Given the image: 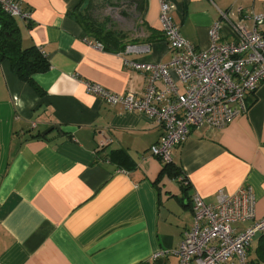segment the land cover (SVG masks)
Here are the masks:
<instances>
[{"label":"crops","instance_id":"0c3cea01","mask_svg":"<svg viewBox=\"0 0 264 264\" xmlns=\"http://www.w3.org/2000/svg\"><path fill=\"white\" fill-rule=\"evenodd\" d=\"M19 1L31 12L14 17L20 45L37 47L49 67L33 75L36 91L0 60V264H179L194 192L213 203L220 192L249 187L256 217L264 215V81L246 96L245 113L222 128H191L166 163L148 153L160 126L83 84L143 92L144 72L129 62L166 63L173 53L160 29V0L141 1V35L118 51L89 44L95 40L68 15L82 0ZM166 1L197 49L207 47L215 21L220 41L233 39L220 11L247 27L250 12H264V0ZM263 235L251 240L249 264H264L257 254ZM157 251L164 253L153 258Z\"/></svg>","mask_w":264,"mask_h":264},{"label":"built area","instance_id":"2783aa9c","mask_svg":"<svg viewBox=\"0 0 264 264\" xmlns=\"http://www.w3.org/2000/svg\"><path fill=\"white\" fill-rule=\"evenodd\" d=\"M174 5L160 0L159 24L173 53L166 63L132 61V68L145 76L140 95L132 91L112 92L97 82L83 80L87 92L110 105H119L151 118L162 128L148 153L170 162L172 151L187 138L191 128L224 127L248 109L246 96L264 81V12H250L252 26L231 22L220 11L233 39L220 41L221 27L215 21L208 28L207 47L197 49L183 37L172 18ZM0 9L10 17L29 19L19 0H0ZM89 44L102 48L100 42ZM128 50L134 46H127ZM110 139L98 142L103 148ZM187 184V179H181ZM193 223L183 232L176 254L179 264H249L246 251L257 234H264V215H255V197L249 187L217 195L206 203L198 192L191 197ZM251 220L238 230L234 224ZM164 252L157 251L153 258Z\"/></svg>","mask_w":264,"mask_h":264},{"label":"trees","instance_id":"16d2710c","mask_svg":"<svg viewBox=\"0 0 264 264\" xmlns=\"http://www.w3.org/2000/svg\"><path fill=\"white\" fill-rule=\"evenodd\" d=\"M87 1L88 5L82 8ZM96 0H82L68 15L83 29L87 37L100 42L106 50L118 51L125 47V36L119 31L105 28L93 17V4ZM138 6L143 0H132ZM7 59L16 76L30 84L36 91L33 75L48 69L49 63L42 52L35 46L20 45L19 28L14 20L0 9V60ZM167 168L172 167L166 164ZM178 174L177 171L173 172ZM264 236V235H263ZM258 257L264 259V239L257 248Z\"/></svg>","mask_w":264,"mask_h":264},{"label":"rangeland","instance_id":"374dc122","mask_svg":"<svg viewBox=\"0 0 264 264\" xmlns=\"http://www.w3.org/2000/svg\"><path fill=\"white\" fill-rule=\"evenodd\" d=\"M87 5L85 1L82 8ZM93 17L105 28L124 34L125 41L141 35L142 16L139 6L132 0H96Z\"/></svg>","mask_w":264,"mask_h":264}]
</instances>
